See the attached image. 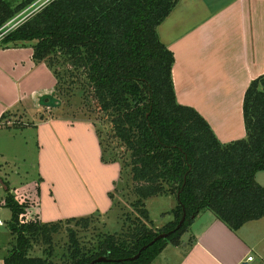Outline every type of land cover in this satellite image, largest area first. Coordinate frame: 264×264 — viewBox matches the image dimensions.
I'll return each instance as SVG.
<instances>
[{
    "label": "trees",
    "instance_id": "1",
    "mask_svg": "<svg viewBox=\"0 0 264 264\" xmlns=\"http://www.w3.org/2000/svg\"><path fill=\"white\" fill-rule=\"evenodd\" d=\"M40 1L0 0V29L6 31L0 44L30 47L34 63L45 64L55 78V93L83 92L108 128L103 141L95 127L101 162L120 165L121 188L115 184L109 192L112 206L120 191L133 197L132 210L110 233L96 231L98 211L51 222L35 213L25 219L31 203L8 193L12 239L4 264H55L54 258L58 264H88L99 256L132 257L159 233L172 230L184 207L181 227L137 259L96 263L153 264L168 244L181 242L191 216L201 210H210L233 231L264 217V187L255 180L264 171V73L250 81L243 96L245 136L223 143L197 110L176 99L174 56L157 28L178 0H48L13 28L5 26ZM50 111H5L0 122L6 121V129L34 127L49 120ZM156 196L175 199L169 211L173 219L158 228L145 205ZM62 229L67 242L59 247L55 235ZM36 244L44 246L43 256L31 255Z\"/></svg>",
    "mask_w": 264,
    "mask_h": 264
},
{
    "label": "crops",
    "instance_id": "2",
    "mask_svg": "<svg viewBox=\"0 0 264 264\" xmlns=\"http://www.w3.org/2000/svg\"><path fill=\"white\" fill-rule=\"evenodd\" d=\"M157 32L174 56L177 102L197 110L221 142L243 138V96L250 81L264 73V0H178ZM54 86L51 71L43 63H34L30 47L0 44V117L20 109L30 115L38 112L42 107L37 97L55 91ZM33 129L40 144L41 177L34 196L36 207L30 198L33 194H24L31 203L28 213L51 222L107 212L120 165L101 162L91 125L50 118ZM59 156L61 166L74 178L63 189L49 175L60 169L55 162ZM10 189L7 192L12 194ZM5 197L0 199V214L7 207ZM2 227L0 220V237L5 234L0 239V264L11 241ZM263 229L264 217L233 231L210 210H201L193 217L187 237L162 250L160 254L167 253L160 264H264ZM249 256L252 260H247Z\"/></svg>",
    "mask_w": 264,
    "mask_h": 264
},
{
    "label": "rangeland",
    "instance_id": "3",
    "mask_svg": "<svg viewBox=\"0 0 264 264\" xmlns=\"http://www.w3.org/2000/svg\"><path fill=\"white\" fill-rule=\"evenodd\" d=\"M42 1L38 3L39 5L32 4L27 7L16 17L17 19H14L12 23L22 22L26 16L34 12L38 6L42 5ZM54 96L59 100V105L55 108H45L51 110V118L59 121L63 120L88 123L91 125L94 132L96 127L97 130L100 131L99 133L102 134L103 141H106L105 137L108 128L106 125L102 126L99 123L98 117L92 111L91 104L87 99H84L82 91H60L59 93H55ZM22 111L23 109L16 110V112H19L20 114ZM11 121H13V118H10V122ZM5 123L6 121L0 122V199L4 198L5 195L8 194V192L4 190V186L6 185L11 188L10 190H12V195L17 197L19 200H25L24 194L28 196L30 193L33 194L30 198L33 201L32 204L36 207L37 201L34 196H36V187L39 184L41 177V173L39 171L40 144L38 142L37 132L32 126L12 127L10 129H6ZM9 125L12 126L10 123ZM61 161H63V159L60 156L55 159V162L58 163L60 169L49 175L56 179L59 184V188L63 189L65 188L63 184H69L74 181V178L70 179V174L63 166H61ZM45 176L48 177V174ZM255 180L264 187V171H258L255 175ZM115 184H117L118 188H121L120 181ZM28 190H30V192H28ZM114 196L118 205L116 204L112 206L111 203V207L107 212L100 213L99 216L96 217V231H105L110 233L118 231L122 220V214L132 210L130 208V201L133 199L132 196H127L126 194L123 195L120 191L115 192ZM145 205L153 224L161 227V225L163 226L170 220L171 215L169 211L175 205V199L172 196H156L147 199L145 201ZM2 209V214H0V220L3 223L2 231L6 232L8 240H11L12 236L9 233L8 227V222L11 219V212L7 207ZM30 217L29 213H27L24 218L29 219ZM81 234L83 233H80V235ZM4 236L5 234H3L0 239ZM185 237H187L186 232L182 235L181 240L185 239ZM55 239L59 243V247H62L63 244L67 242V233L62 229V231L55 235ZM171 246L172 245L169 244L168 249H172ZM43 249V245L36 244L31 251V255L43 256ZM166 251L167 250H165L162 254H159L153 264H160L162 261V255L166 254ZM58 252L60 254V251ZM54 261L55 264H58L57 262H59L55 258Z\"/></svg>",
    "mask_w": 264,
    "mask_h": 264
},
{
    "label": "water",
    "instance_id": "4",
    "mask_svg": "<svg viewBox=\"0 0 264 264\" xmlns=\"http://www.w3.org/2000/svg\"><path fill=\"white\" fill-rule=\"evenodd\" d=\"M54 94H55V91H51L49 93H43V94L39 95L37 97L38 104L41 107H45V108L57 107L59 105V100L54 96ZM177 198H179V193H177ZM194 216L195 215H192L191 217L193 218ZM185 219H186V211H185V208L182 207V216H181L180 220L178 221L177 225L172 230H170L168 232L159 233L150 242L143 245L134 256L127 257V258H119V259H111V258H107L106 256H99V257L93 259L92 261H90L88 264H96L99 262H120V263H123L125 261L135 260L140 256L142 251H144L147 247L151 246L155 241H157L160 238H165L168 235L175 232L176 230H178L181 227V225L184 223Z\"/></svg>",
    "mask_w": 264,
    "mask_h": 264
},
{
    "label": "built area",
    "instance_id": "5",
    "mask_svg": "<svg viewBox=\"0 0 264 264\" xmlns=\"http://www.w3.org/2000/svg\"><path fill=\"white\" fill-rule=\"evenodd\" d=\"M42 1V0H41ZM48 0L42 1V5L47 2ZM39 5V4H38ZM41 6V5H40ZM40 6H38L36 9H38ZM14 21V19H12L10 22H8L5 26H9V28H13L14 26H16L19 22H15L12 23ZM6 31H1L0 29V39L2 38V36L5 34ZM247 260H252V256L247 257Z\"/></svg>",
    "mask_w": 264,
    "mask_h": 264
}]
</instances>
